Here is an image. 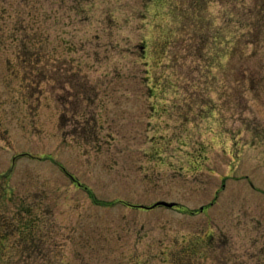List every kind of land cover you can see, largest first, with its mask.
Segmentation results:
<instances>
[{
  "label": "rangeland",
  "instance_id": "1",
  "mask_svg": "<svg viewBox=\"0 0 264 264\" xmlns=\"http://www.w3.org/2000/svg\"><path fill=\"white\" fill-rule=\"evenodd\" d=\"M262 5L0 0V264H264Z\"/></svg>",
  "mask_w": 264,
  "mask_h": 264
},
{
  "label": "trees",
  "instance_id": "2",
  "mask_svg": "<svg viewBox=\"0 0 264 264\" xmlns=\"http://www.w3.org/2000/svg\"><path fill=\"white\" fill-rule=\"evenodd\" d=\"M262 7H263V5H262ZM261 11H264V7L261 8ZM253 26H254V21L253 20L246 19V21L244 22V30H241L239 34L242 37L245 36V39L247 40V38H249V36L254 32V30H256V38L255 39H257L258 36H261L260 35V33H261V34H263V38L262 39L264 40V23H263V30H261L260 33L257 30V28L259 27V25H256V28L253 27ZM235 35H237V34L235 33ZM233 41L234 40L231 39V42L233 44V46L231 47V54H234L235 50L237 49L236 44Z\"/></svg>",
  "mask_w": 264,
  "mask_h": 264
},
{
  "label": "water",
  "instance_id": "3",
  "mask_svg": "<svg viewBox=\"0 0 264 264\" xmlns=\"http://www.w3.org/2000/svg\"><path fill=\"white\" fill-rule=\"evenodd\" d=\"M167 206V207H174L175 205H177V202H169V201H164V200H161V201H157L156 203L150 205V206H147V205H140V207L142 208H146V209H150V208H153V207H156V206ZM203 209V207L201 208Z\"/></svg>",
  "mask_w": 264,
  "mask_h": 264
}]
</instances>
